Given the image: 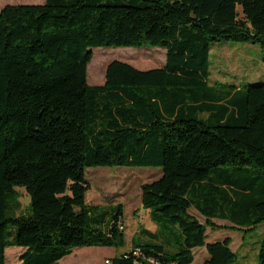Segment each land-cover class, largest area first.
<instances>
[{"label":"trees","instance_id":"1","mask_svg":"<svg viewBox=\"0 0 264 264\" xmlns=\"http://www.w3.org/2000/svg\"><path fill=\"white\" fill-rule=\"evenodd\" d=\"M220 40L258 44L264 63V0H44L0 9V264L9 246L23 249L21 264L122 246L123 207L85 201L86 168L105 165L161 169L141 185L156 229L134 234L133 248L109 264H191L197 248L207 252L200 264L235 261L231 238L206 242V225L264 222V81L210 84V46ZM95 47H162L165 62L140 70L114 60L104 83L90 85ZM16 187L29 194L27 213H15ZM174 225L181 234L169 249ZM257 261L264 264V238Z\"/></svg>","mask_w":264,"mask_h":264},{"label":"rangeland","instance_id":"2","mask_svg":"<svg viewBox=\"0 0 264 264\" xmlns=\"http://www.w3.org/2000/svg\"><path fill=\"white\" fill-rule=\"evenodd\" d=\"M44 0H0V9L11 4H40ZM238 10L240 7L238 6ZM165 48L162 47H95L87 64V83L99 85L104 83L105 69L114 61L131 64L137 69L145 70L161 67L165 62ZM262 50L258 44L220 40L210 46V84L244 87L264 81V63L261 60ZM89 67V68H88ZM161 175L158 167H132L125 165H105L88 167L85 179L89 189L85 193L87 205L108 209L121 205L123 216L120 218L124 234V244L118 247L90 246L74 248L71 253L61 258L58 264H107L106 260L123 252H129L133 246L131 238L140 230L151 228L148 211L141 206V185L151 182ZM19 207L16 214L27 213L30 197L23 187H16ZM199 222L205 224V219L193 208L188 210ZM217 226L212 229L206 225V242L231 238L230 248L236 253L232 264H259L257 253L261 239L264 238V222L251 229H234L228 221L214 219ZM168 230L169 249L177 247L178 236L181 234L177 225ZM140 240L148 239L138 236ZM136 237V241H140ZM23 249L6 247V264H21L19 255ZM194 261L200 264L203 256H207L204 248L194 250Z\"/></svg>","mask_w":264,"mask_h":264},{"label":"crops","instance_id":"3","mask_svg":"<svg viewBox=\"0 0 264 264\" xmlns=\"http://www.w3.org/2000/svg\"><path fill=\"white\" fill-rule=\"evenodd\" d=\"M146 211H148V210H146ZM148 216H149V219H150V222H151V224H152V220H151V218H150V212L148 211ZM214 220V219H213ZM212 220V221H213ZM218 220V219H217ZM224 221V220H223ZM231 225V224H230ZM232 226V225H231ZM146 230H149V231H151V232H153L155 229H156V225L155 224H152L151 225V228H145ZM205 256V255H204ZM203 256V257H204Z\"/></svg>","mask_w":264,"mask_h":264},{"label":"built area","instance_id":"4","mask_svg":"<svg viewBox=\"0 0 264 264\" xmlns=\"http://www.w3.org/2000/svg\"><path fill=\"white\" fill-rule=\"evenodd\" d=\"M150 261L153 263V261H152V260H150ZM106 263H107V264H109V261H108V259L106 260Z\"/></svg>","mask_w":264,"mask_h":264},{"label":"bare ground","instance_id":"5","mask_svg":"<svg viewBox=\"0 0 264 264\" xmlns=\"http://www.w3.org/2000/svg\"><path fill=\"white\" fill-rule=\"evenodd\" d=\"M89 68V67H88ZM151 262V261H150Z\"/></svg>","mask_w":264,"mask_h":264}]
</instances>
